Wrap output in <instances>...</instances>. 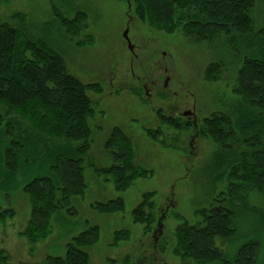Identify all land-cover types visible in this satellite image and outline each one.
Wrapping results in <instances>:
<instances>
[{
    "label": "rangeland",
    "instance_id": "obj_1",
    "mask_svg": "<svg viewBox=\"0 0 264 264\" xmlns=\"http://www.w3.org/2000/svg\"><path fill=\"white\" fill-rule=\"evenodd\" d=\"M53 5L70 17L77 10L84 12L86 27L73 35L56 19ZM135 8V0H0V21L26 24V32L44 35L63 55L70 73L100 87L88 91L94 114L88 119L92 146L84 163L87 187L72 198L76 213L67 215L80 227H99L97 241L82 246L90 264H203L175 253L177 227L184 219L204 224L196 214L199 208L227 203L228 176L212 190L209 165L221 145L203 133V120L213 112H230L239 100L233 88L240 56L225 35L210 42L195 40L182 29L167 32L139 17ZM253 16L256 28L264 25V1L257 3ZM215 62H223L222 69L217 78L208 79L206 69ZM159 108L191 126L176 129L161 123ZM193 108L196 118L184 114ZM114 126L131 138L135 165L152 171L151 176L134 179L125 191L116 190L109 176L96 169L113 161L105 143ZM147 129L159 133L153 137ZM234 149L246 145L235 140ZM148 191L154 192L150 199L154 207H146V212L152 211L154 220L135 222L132 210ZM117 197L124 199L125 210L100 212L93 206ZM249 200L264 209L263 194L252 190ZM5 208L13 214L0 221V264L43 262L49 255L64 254L80 230L74 228L64 236L67 223L54 217L47 237L31 244L24 234L31 218L30 196L19 189L5 200ZM258 221L240 212L238 237L231 241L217 236L216 246L223 253H234L245 238L259 236ZM122 229L130 235L117 240L116 232Z\"/></svg>",
    "mask_w": 264,
    "mask_h": 264
},
{
    "label": "trees",
    "instance_id": "obj_2",
    "mask_svg": "<svg viewBox=\"0 0 264 264\" xmlns=\"http://www.w3.org/2000/svg\"><path fill=\"white\" fill-rule=\"evenodd\" d=\"M259 1L264 0H135L136 13L152 26L167 32L182 29L198 41L212 42L225 35L240 56L233 88L239 100L230 112H213L203 120V133L221 145L209 165L212 190L228 176L227 203L199 208L196 214L204 224L184 219L177 227L175 253L203 264H264V209L249 200L252 190L264 195V25L256 28L253 16ZM53 12L73 35L87 25L82 11L70 17L53 5ZM25 28L26 24L18 27L0 21V221L13 214L10 208L2 209L5 200L22 189L32 202L24 231L31 244L47 237L54 217L67 223L64 236L80 228L64 254L27 264H90L83 247L97 241L99 227H80L67 215L76 213L72 198L87 187L84 163L92 146L88 119L94 114L88 91L100 87L70 73L63 55L46 37ZM222 65L210 63L206 77L217 78ZM156 113L161 123L176 129L191 126L160 108ZM147 131L153 137L159 133V129ZM235 140L246 149L233 150ZM105 150L113 161L96 169L109 176L116 190L125 191L137 177L152 175L151 170L135 165L132 140L121 127L112 128ZM153 195L146 192L132 210L135 222L154 220L153 212H146V207L153 210ZM93 206L100 212L123 211L125 201L117 197ZM240 212L259 219V236L245 238L232 254L223 253L215 238L233 241L238 237ZM129 235V230L122 229L115 237Z\"/></svg>",
    "mask_w": 264,
    "mask_h": 264
},
{
    "label": "water",
    "instance_id": "obj_3",
    "mask_svg": "<svg viewBox=\"0 0 264 264\" xmlns=\"http://www.w3.org/2000/svg\"><path fill=\"white\" fill-rule=\"evenodd\" d=\"M124 35H125L126 39L129 40V42H130V39H129V36H128V30L125 31ZM130 47H131V48L133 47L132 44H130ZM184 114H185V115L190 114V116H192V115L195 114V109L193 108V109H191V110H188V111H186ZM195 125H196V124H195Z\"/></svg>",
    "mask_w": 264,
    "mask_h": 264
},
{
    "label": "flooded vegetation",
    "instance_id": "obj_4",
    "mask_svg": "<svg viewBox=\"0 0 264 264\" xmlns=\"http://www.w3.org/2000/svg\"><path fill=\"white\" fill-rule=\"evenodd\" d=\"M146 86V85H145ZM194 116V118H196L197 116H196V113L193 115Z\"/></svg>",
    "mask_w": 264,
    "mask_h": 264
}]
</instances>
